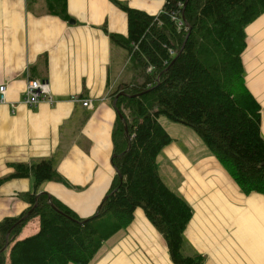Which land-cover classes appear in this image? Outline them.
Returning <instances> with one entry per match:
<instances>
[{"label":"crops","instance_id":"obj_1","mask_svg":"<svg viewBox=\"0 0 264 264\" xmlns=\"http://www.w3.org/2000/svg\"><path fill=\"white\" fill-rule=\"evenodd\" d=\"M123 1L150 14L164 5L163 0H149L147 7ZM66 2L70 20L49 11L47 0H0V85L7 84V101L0 103V178L12 173L15 162L51 159L69 185L47 181L38 193L48 192L86 218L97 211L115 175L113 93L137 74L133 63L127 69L128 50L108 33L127 35L125 12L111 0ZM242 60L246 85L261 105L264 137V13L246 27ZM30 78L49 81L54 106L23 102ZM75 95L81 101L73 100ZM85 99L92 107L83 106ZM172 138L163 153L176 170L173 182L182 177L177 193L192 209L184 230L191 255L203 256L204 264H264V195L244 193L215 155L206 149L185 154ZM182 158L181 173L175 161ZM32 190L31 177L4 181L0 221L23 213L30 204L22 194ZM90 264L175 263L164 235L138 208L133 222Z\"/></svg>","mask_w":264,"mask_h":264},{"label":"trees","instance_id":"obj_2","mask_svg":"<svg viewBox=\"0 0 264 264\" xmlns=\"http://www.w3.org/2000/svg\"><path fill=\"white\" fill-rule=\"evenodd\" d=\"M111 1L126 12L128 35L105 30L128 50L137 74L113 93L111 186L95 214L82 218L38 193L47 181L69 185L53 160L13 163L0 185L31 177L33 190L22 194L30 204L23 213L0 221V264H90L138 208L164 235L175 264H204L203 256L182 252L192 209L159 173L158 156L172 142L161 116L191 127L244 193L264 195L261 105L246 85L242 60L245 28L264 13V0H164L157 14ZM47 8L72 19L66 0H47ZM34 218L38 230L21 237Z\"/></svg>","mask_w":264,"mask_h":264},{"label":"rangeland","instance_id":"obj_3","mask_svg":"<svg viewBox=\"0 0 264 264\" xmlns=\"http://www.w3.org/2000/svg\"><path fill=\"white\" fill-rule=\"evenodd\" d=\"M152 1H160V0H152ZM134 2L136 4H138V6L140 5L139 7H147L146 4H147V2H149V0H135ZM130 7L136 8V9H140V10H144L143 8L141 9V8H137V7H133V6H130ZM148 8H149V10L155 11L154 10V6H152V5L148 6ZM144 11L148 12L147 10H144ZM158 12H159V10L156 11V12H154V14H157ZM125 14H126V12H125ZM126 16H127V14H126ZM127 22H128V19H127ZM128 28H129V24H128ZM127 35H128V32H127ZM130 62L131 61H127V63H128L127 69L128 70L132 67V62L131 63ZM135 77H136V75H135ZM160 122L161 123H164L163 126L166 127V130L170 131L169 134L172 133L171 135H173L177 139L178 145L184 150V153L185 154L190 153V155L196 156L195 154L198 153L199 150L206 149V152H210V154L213 155V153L206 146V144L204 143V141L196 134V132L191 127H188V126H186V125H184L182 123L174 122V121L170 120L167 116H161L160 117ZM173 136H171V137H173ZM172 141H173V138H172ZM159 155H160L159 156V163L161 165V168L159 169V173L162 176V179L164 180V182L166 183V185L169 188H172L176 193L177 192H180V190H181L180 188L182 187L181 186V184H182V177H180V174H179L178 177H175L176 178L175 182H173L174 173L176 174V172H175L176 170L171 165V161L170 160L167 161V159L165 158V155H164L163 151ZM192 159H193V157H192ZM157 161H158V159H157ZM166 163H167V165L165 166ZM175 163L177 165L180 164V168H179L178 172H181V169L183 168V164H184L183 158H182V160H176ZM112 166H113V164H112ZM158 166H159V164H158ZM171 166L173 168L172 170H171ZM105 196H106V194H105ZM139 209L143 210L142 208H139ZM38 223H39V219H37V218H34V219L30 220L28 222V224L24 227V229H23V231L21 233V237H24V236L27 237L28 235H32L33 233H35L37 231V229H38V228L35 229V226ZM151 224H153V223L151 222ZM185 239H187V237L185 238V232H184L183 233V244L184 245H183L182 252H183V254L185 256H190L194 251L189 246L188 240H185ZM160 251H161V249L159 250V252ZM161 254H162V251H161ZM161 254H160V256H161ZM163 258H164V256H161L160 257V261H162Z\"/></svg>","mask_w":264,"mask_h":264},{"label":"built area","instance_id":"obj_4","mask_svg":"<svg viewBox=\"0 0 264 264\" xmlns=\"http://www.w3.org/2000/svg\"><path fill=\"white\" fill-rule=\"evenodd\" d=\"M172 19L175 20L178 24L179 28L183 26V20L173 14ZM7 84L0 85V103H5L7 101ZM75 101H81V99L75 95L72 98ZM23 102L26 103L30 107H37L43 102H48L52 106L55 104V100L50 88L49 81L39 80L37 78H30L28 79V84L24 93ZM82 104L85 107H92V101L90 99L82 100Z\"/></svg>","mask_w":264,"mask_h":264},{"label":"water","instance_id":"obj_5","mask_svg":"<svg viewBox=\"0 0 264 264\" xmlns=\"http://www.w3.org/2000/svg\"><path fill=\"white\" fill-rule=\"evenodd\" d=\"M184 19H185V17H184ZM71 22H74V20H71ZM122 93H124V92H121V94H122ZM115 103H116V100L114 101V104H115Z\"/></svg>","mask_w":264,"mask_h":264},{"label":"bare ground","instance_id":"obj_6","mask_svg":"<svg viewBox=\"0 0 264 264\" xmlns=\"http://www.w3.org/2000/svg\"><path fill=\"white\" fill-rule=\"evenodd\" d=\"M40 80V79H39ZM27 84H28V82H27ZM50 84V83H49ZM27 87V86H26ZM25 90H26V88H25ZM25 93V92H24ZM24 98V97H23ZM26 104V103H25ZM27 105V104H26Z\"/></svg>","mask_w":264,"mask_h":264}]
</instances>
